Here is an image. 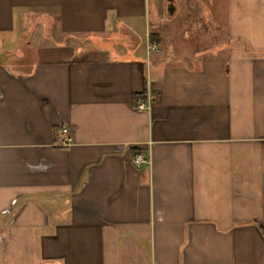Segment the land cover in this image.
<instances>
[{
    "label": "crops",
    "instance_id": "obj_1",
    "mask_svg": "<svg viewBox=\"0 0 264 264\" xmlns=\"http://www.w3.org/2000/svg\"><path fill=\"white\" fill-rule=\"evenodd\" d=\"M0 264H264V0H0Z\"/></svg>",
    "mask_w": 264,
    "mask_h": 264
},
{
    "label": "built area",
    "instance_id": "obj_2",
    "mask_svg": "<svg viewBox=\"0 0 264 264\" xmlns=\"http://www.w3.org/2000/svg\"><path fill=\"white\" fill-rule=\"evenodd\" d=\"M153 104V96L150 93H145L144 98L136 104V108L141 111L149 112ZM57 143L61 146H68L71 143V138L69 136V131L67 127H62L57 139ZM136 166H141L142 164L149 163L148 156L144 154H136L132 159Z\"/></svg>",
    "mask_w": 264,
    "mask_h": 264
},
{
    "label": "water",
    "instance_id": "obj_3",
    "mask_svg": "<svg viewBox=\"0 0 264 264\" xmlns=\"http://www.w3.org/2000/svg\"><path fill=\"white\" fill-rule=\"evenodd\" d=\"M172 12H173V5L170 3V4L168 5V13H169V14H172Z\"/></svg>",
    "mask_w": 264,
    "mask_h": 264
},
{
    "label": "rangeland",
    "instance_id": "obj_4",
    "mask_svg": "<svg viewBox=\"0 0 264 264\" xmlns=\"http://www.w3.org/2000/svg\"><path fill=\"white\" fill-rule=\"evenodd\" d=\"M167 5H168V4H167ZM166 11H167V9H166ZM167 14H169L168 11H167ZM169 15H170V14H169ZM171 20L175 21V20H176V17L171 18Z\"/></svg>",
    "mask_w": 264,
    "mask_h": 264
}]
</instances>
